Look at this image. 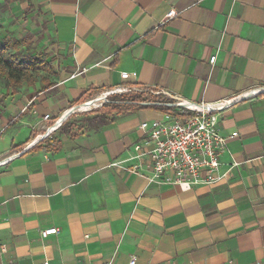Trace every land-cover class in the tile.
Wrapping results in <instances>:
<instances>
[{"label":"crops","instance_id":"0c3cea01","mask_svg":"<svg viewBox=\"0 0 264 264\" xmlns=\"http://www.w3.org/2000/svg\"><path fill=\"white\" fill-rule=\"evenodd\" d=\"M24 1L68 55L27 101L0 98V264H264V93L238 98L264 88V0ZM119 87L233 99L222 178L187 191L150 181L133 148L161 107L101 109L58 129L77 103Z\"/></svg>","mask_w":264,"mask_h":264},{"label":"built area","instance_id":"2783aa9c","mask_svg":"<svg viewBox=\"0 0 264 264\" xmlns=\"http://www.w3.org/2000/svg\"><path fill=\"white\" fill-rule=\"evenodd\" d=\"M175 15L174 11H170L166 17L169 19ZM215 60L216 57L212 56L209 63L214 64ZM121 77L125 79L127 74H122ZM145 92L160 97L157 101L145 99L142 102L126 104H134L140 108L161 107L167 109L162 119L140 124V129L145 133L146 139L133 148L138 157L142 158L141 163L143 162L149 167L151 171L150 181L157 185L178 188L181 191L193 189L198 185L210 186L218 182L222 178L219 174L220 157L226 152V143L229 139V137L222 135L220 121L222 112L234 100L192 103L165 91L119 87L96 95L95 97L103 96L104 98L100 106L96 108H100L107 102L106 99L112 94L133 95ZM261 93H264V88L250 90L238 98H251ZM58 119L46 129V135L53 132L49 130ZM48 120H51L50 116L45 115L43 121ZM236 136L237 134L233 133L231 138ZM42 139L44 138L37 136L24 151ZM235 166L237 163L233 162L231 167ZM58 233L59 231L53 227L42 231L41 236L46 237ZM43 264L49 263L44 262ZM128 264H137L136 258L131 257Z\"/></svg>","mask_w":264,"mask_h":264},{"label":"rangeland","instance_id":"374dc122","mask_svg":"<svg viewBox=\"0 0 264 264\" xmlns=\"http://www.w3.org/2000/svg\"><path fill=\"white\" fill-rule=\"evenodd\" d=\"M2 43L9 45L2 56L4 58L8 55L13 56L15 62L21 64L23 69L22 79L12 90L16 97L13 95L14 93L12 94L8 90L6 77L0 76V98L3 96L4 102L9 97H12L13 100L27 101L31 94L35 95V91L43 89L47 82L50 83L56 79L55 70L59 68L56 55H68L62 49L55 31H53L44 14L37 10L35 5H29L24 0H0V45ZM32 59L39 63L36 69L30 66ZM5 94L7 97L4 96ZM137 94L142 95V99L138 102L145 99L157 101L160 97L159 95L153 96L149 92ZM133 95L112 94L100 108L96 107L103 101V96L89 98L88 101L86 100L87 102L80 104V106H87V108L74 109L75 113L71 117L90 114L101 109L110 111L125 109V106L131 105L126 103L131 102H120L118 99Z\"/></svg>","mask_w":264,"mask_h":264},{"label":"trees","instance_id":"16d2710c","mask_svg":"<svg viewBox=\"0 0 264 264\" xmlns=\"http://www.w3.org/2000/svg\"><path fill=\"white\" fill-rule=\"evenodd\" d=\"M8 47H9V45L7 43H2L0 45V76L4 75L6 77V79H7L8 87L11 90H14L16 85L22 79L23 69H22L21 64L15 62L16 60L13 58V56L8 55V57H6V58H4L2 56V55H4V53H5V51L7 50ZM30 63H31L30 66L33 69H36L38 64H39L36 60H33V59L30 61ZM141 99H142V95L141 94H135L133 96L122 97V98H120L118 100L120 102L129 101L131 103H137ZM3 100H4V98H3ZM83 102H85V100ZM83 102H80V103H77V104L80 105ZM162 109L165 112L167 111V109H165V108H162ZM95 119H96V121H95L94 125L96 127H103V126H106L109 123V120L105 116H97V117H95ZM64 123H65V121L58 128L59 130L64 126Z\"/></svg>","mask_w":264,"mask_h":264},{"label":"bare ground","instance_id":"6f19581e","mask_svg":"<svg viewBox=\"0 0 264 264\" xmlns=\"http://www.w3.org/2000/svg\"><path fill=\"white\" fill-rule=\"evenodd\" d=\"M98 106H100V105H98ZM76 108L83 109V108H87V106H80V105H78V106H76L75 108H73V110L76 109ZM71 110H72V109H71ZM67 116H68V115H66V116L63 115V117H62V122L67 118Z\"/></svg>","mask_w":264,"mask_h":264},{"label":"water","instance_id":"95a60500","mask_svg":"<svg viewBox=\"0 0 264 264\" xmlns=\"http://www.w3.org/2000/svg\"><path fill=\"white\" fill-rule=\"evenodd\" d=\"M73 114H74V113L69 114V115L67 116L66 119H68V118H69L71 115H73ZM66 119H65V120H66ZM65 120H64V121H65ZM64 121H63V122H64ZM63 122H62V123H63Z\"/></svg>","mask_w":264,"mask_h":264}]
</instances>
